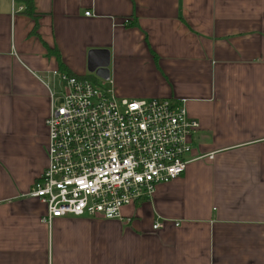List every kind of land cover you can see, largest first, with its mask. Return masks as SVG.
<instances>
[{
	"label": "crops",
	"instance_id": "1",
	"mask_svg": "<svg viewBox=\"0 0 264 264\" xmlns=\"http://www.w3.org/2000/svg\"><path fill=\"white\" fill-rule=\"evenodd\" d=\"M32 5L36 19L0 0V264H264V0ZM94 50L109 53L116 98L183 104L191 162L119 220L44 223L29 195L55 73L95 78Z\"/></svg>",
	"mask_w": 264,
	"mask_h": 264
},
{
	"label": "built area",
	"instance_id": "2",
	"mask_svg": "<svg viewBox=\"0 0 264 264\" xmlns=\"http://www.w3.org/2000/svg\"><path fill=\"white\" fill-rule=\"evenodd\" d=\"M55 75L62 91L50 95L46 168L29 195L46 208L42 222L119 220L183 175L198 124L182 103L118 99L108 80Z\"/></svg>",
	"mask_w": 264,
	"mask_h": 264
},
{
	"label": "water",
	"instance_id": "3",
	"mask_svg": "<svg viewBox=\"0 0 264 264\" xmlns=\"http://www.w3.org/2000/svg\"><path fill=\"white\" fill-rule=\"evenodd\" d=\"M109 53L105 50L90 51L87 56V72L102 81L109 79Z\"/></svg>",
	"mask_w": 264,
	"mask_h": 264
},
{
	"label": "trees",
	"instance_id": "4",
	"mask_svg": "<svg viewBox=\"0 0 264 264\" xmlns=\"http://www.w3.org/2000/svg\"><path fill=\"white\" fill-rule=\"evenodd\" d=\"M16 2L21 3L24 7L23 14L29 16L30 18L36 19L37 15L34 13V8L32 5V0H16ZM63 73V72H62ZM65 75L69 76L68 73H65ZM84 79H87L93 83H95V78H92V76H86Z\"/></svg>",
	"mask_w": 264,
	"mask_h": 264
},
{
	"label": "rangeland",
	"instance_id": "5",
	"mask_svg": "<svg viewBox=\"0 0 264 264\" xmlns=\"http://www.w3.org/2000/svg\"><path fill=\"white\" fill-rule=\"evenodd\" d=\"M60 89V90H59ZM56 93L58 94V96L60 95L61 93V88H59V85H58V88L55 90ZM56 104H59V101L56 102Z\"/></svg>",
	"mask_w": 264,
	"mask_h": 264
}]
</instances>
